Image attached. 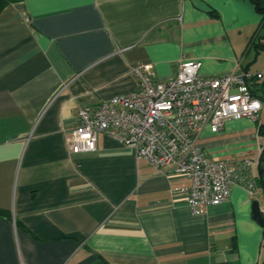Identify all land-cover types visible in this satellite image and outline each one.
<instances>
[{
  "label": "crops",
  "instance_id": "1",
  "mask_svg": "<svg viewBox=\"0 0 264 264\" xmlns=\"http://www.w3.org/2000/svg\"><path fill=\"white\" fill-rule=\"evenodd\" d=\"M263 34L253 0H11L0 12V264H264V192L243 183L264 175V106L256 121L202 133L208 156L253 162L202 216L177 192L186 178L108 134L92 153L67 142L82 108L139 88L135 66L161 79L184 61L204 77L264 72ZM254 83L264 97V79Z\"/></svg>",
  "mask_w": 264,
  "mask_h": 264
},
{
  "label": "built area",
  "instance_id": "2",
  "mask_svg": "<svg viewBox=\"0 0 264 264\" xmlns=\"http://www.w3.org/2000/svg\"><path fill=\"white\" fill-rule=\"evenodd\" d=\"M201 69L199 61H184L175 76L161 79L152 65L135 66L136 91L80 110L78 124L68 132L70 153L95 152L100 134L106 133L133 148L159 174L186 178L190 185L177 192L194 215L227 202L238 176L247 174L253 162L212 158L199 139L206 129L220 132L229 120L259 118L264 104L252 84L263 80L264 72L204 77ZM243 183L253 197L254 182Z\"/></svg>",
  "mask_w": 264,
  "mask_h": 264
},
{
  "label": "trees",
  "instance_id": "3",
  "mask_svg": "<svg viewBox=\"0 0 264 264\" xmlns=\"http://www.w3.org/2000/svg\"><path fill=\"white\" fill-rule=\"evenodd\" d=\"M11 0H0V12L3 10V8L8 4L10 3ZM257 7H258V11L263 15V29H264V2L260 1V0H253ZM255 50L257 52V55L262 51L264 50V34L259 36V42L258 43H255ZM247 70V68H246ZM245 73H247V71H244ZM258 84L257 83H253L252 84V91L254 93V95H256L262 102H264V97H262L260 95V89L257 88ZM259 134L260 136L262 137V139L264 140V124L260 126L259 128ZM263 147V153H262V159L261 161H263L264 159V145L262 146ZM256 188H261L264 192V175L261 171V175L258 179H256ZM262 215H263V218H264V211L262 210ZM263 228V231H264V226L262 227Z\"/></svg>",
  "mask_w": 264,
  "mask_h": 264
},
{
  "label": "water",
  "instance_id": "4",
  "mask_svg": "<svg viewBox=\"0 0 264 264\" xmlns=\"http://www.w3.org/2000/svg\"><path fill=\"white\" fill-rule=\"evenodd\" d=\"M254 218L258 221L261 226H264V218L259 202H254Z\"/></svg>",
  "mask_w": 264,
  "mask_h": 264
}]
</instances>
